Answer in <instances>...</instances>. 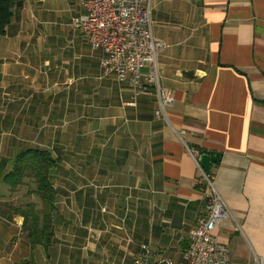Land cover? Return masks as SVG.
I'll use <instances>...</instances> for the list:
<instances>
[{
    "label": "crops",
    "instance_id": "crops-1",
    "mask_svg": "<svg viewBox=\"0 0 264 264\" xmlns=\"http://www.w3.org/2000/svg\"><path fill=\"white\" fill-rule=\"evenodd\" d=\"M83 12L80 0L23 1L0 36V264H133L143 246L150 263L182 259L207 191L189 148L221 154L210 177L231 263L264 260V0H151L169 123L156 95L103 75L102 51L71 26ZM28 150L55 161L46 251L21 238L2 182Z\"/></svg>",
    "mask_w": 264,
    "mask_h": 264
},
{
    "label": "built area",
    "instance_id": "built-area-1",
    "mask_svg": "<svg viewBox=\"0 0 264 264\" xmlns=\"http://www.w3.org/2000/svg\"><path fill=\"white\" fill-rule=\"evenodd\" d=\"M80 7L84 12L71 19V26L90 48L102 51L103 75L112 74L119 82H128L136 95H156L159 108L155 117L169 123L166 110L173 99L163 90L157 70V58L167 45L153 37L151 0H80ZM144 65L149 66L147 74L141 72ZM187 151L197 164L207 191L196 226L182 251V264H233L227 246L216 236V230L231 217L229 211L211 177L200 168L195 150ZM152 257L148 247L143 246L133 264H173L168 259L150 263ZM252 264H264V260L256 259Z\"/></svg>",
    "mask_w": 264,
    "mask_h": 264
},
{
    "label": "trees",
    "instance_id": "trees-1",
    "mask_svg": "<svg viewBox=\"0 0 264 264\" xmlns=\"http://www.w3.org/2000/svg\"><path fill=\"white\" fill-rule=\"evenodd\" d=\"M27 0H0V36L5 34L6 27L11 23L15 7ZM199 154L204 151L198 150ZM55 166L50 154L44 151L28 150L20 153L12 162L10 171L2 182L10 192L23 187L26 197L31 203L15 208V215L22 218L21 235L34 249L44 251L52 245V222L55 211L56 193L50 182L49 174ZM18 264H34L25 259Z\"/></svg>",
    "mask_w": 264,
    "mask_h": 264
},
{
    "label": "water",
    "instance_id": "water-1",
    "mask_svg": "<svg viewBox=\"0 0 264 264\" xmlns=\"http://www.w3.org/2000/svg\"><path fill=\"white\" fill-rule=\"evenodd\" d=\"M221 159V154L216 152H206L205 154L199 156L198 163L203 172L210 176V169L219 164Z\"/></svg>",
    "mask_w": 264,
    "mask_h": 264
},
{
    "label": "rangeland",
    "instance_id": "rangeland-1",
    "mask_svg": "<svg viewBox=\"0 0 264 264\" xmlns=\"http://www.w3.org/2000/svg\"><path fill=\"white\" fill-rule=\"evenodd\" d=\"M70 24V22H69ZM28 190H26L25 188L21 187L19 189H17V191L15 192H11L10 194H13V193H17V196L19 198V206H24L26 205L27 203H31V201L29 200L28 197H26V192ZM10 197V196H9ZM202 211V210H201ZM201 213V212H200ZM200 215V214H199ZM199 217V216H198ZM21 238L23 239L22 235H21ZM24 240V239H23ZM175 253V254H174ZM182 255V254H181ZM24 260V259H23ZM171 261L173 264H182V259H181V256H180V252H178V250L174 251L172 254H171ZM18 264V263H17Z\"/></svg>",
    "mask_w": 264,
    "mask_h": 264
}]
</instances>
